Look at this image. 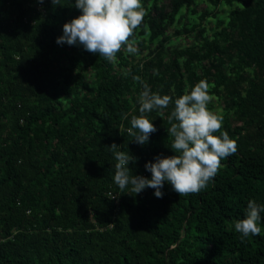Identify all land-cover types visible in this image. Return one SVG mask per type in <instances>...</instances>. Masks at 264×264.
<instances>
[{
    "label": "trees",
    "instance_id": "trees-1",
    "mask_svg": "<svg viewBox=\"0 0 264 264\" xmlns=\"http://www.w3.org/2000/svg\"><path fill=\"white\" fill-rule=\"evenodd\" d=\"M141 5L136 51L109 63L55 42L79 15L72 0H0V264H264V213L258 235L234 230L249 199L264 204V0ZM200 80L222 118L213 134L236 152L195 193L119 189L108 146L150 177L146 161L173 155L172 101ZM140 81L170 97L145 114L156 131L144 145L127 132Z\"/></svg>",
    "mask_w": 264,
    "mask_h": 264
},
{
    "label": "clouds",
    "instance_id": "clouds-1",
    "mask_svg": "<svg viewBox=\"0 0 264 264\" xmlns=\"http://www.w3.org/2000/svg\"><path fill=\"white\" fill-rule=\"evenodd\" d=\"M72 4L79 15L63 23L61 34L55 38L57 45L80 46L109 63L115 61V54L122 45L129 52L136 51L130 37L144 15L141 0H72ZM140 83L139 115L131 116L127 132L133 142L144 145L149 134L156 131L145 114L166 108L170 97L150 92L146 83ZM207 87V83L200 80L172 101L174 107L168 115L170 126L166 131L172 137L169 148L173 155L158 154L152 161H146L144 169L150 177L133 175L128 164L135 158L129 152L117 150L114 143L108 146L115 161L112 181L119 189L127 187L136 194L150 187L153 195L160 198L165 183L178 194L195 193L215 177L220 161L235 153L236 145L223 130L219 135L213 134L221 128L222 118L207 108L210 99ZM261 213H264V204L249 199L243 218L234 222V230L241 238L260 233Z\"/></svg>",
    "mask_w": 264,
    "mask_h": 264
},
{
    "label": "rangeland",
    "instance_id": "rangeland-1",
    "mask_svg": "<svg viewBox=\"0 0 264 264\" xmlns=\"http://www.w3.org/2000/svg\"><path fill=\"white\" fill-rule=\"evenodd\" d=\"M203 5L204 4H200V6H197V9L200 10L203 7ZM186 20H187V22H189V25H191L192 22H196L197 21V12L194 14H189L187 18L184 17V15L181 13L177 16V21L183 22ZM180 38L181 39H179V42L180 41L185 42V43L190 42L188 40L187 36H181ZM212 102L214 103L215 101H212Z\"/></svg>",
    "mask_w": 264,
    "mask_h": 264
},
{
    "label": "built area",
    "instance_id": "built-area-1",
    "mask_svg": "<svg viewBox=\"0 0 264 264\" xmlns=\"http://www.w3.org/2000/svg\"><path fill=\"white\" fill-rule=\"evenodd\" d=\"M38 8H40L39 5H38Z\"/></svg>",
    "mask_w": 264,
    "mask_h": 264
}]
</instances>
